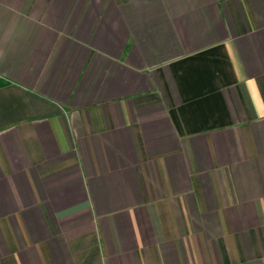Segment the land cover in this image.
I'll return each mask as SVG.
<instances>
[{"label": "crops", "instance_id": "0c3cea01", "mask_svg": "<svg viewBox=\"0 0 264 264\" xmlns=\"http://www.w3.org/2000/svg\"><path fill=\"white\" fill-rule=\"evenodd\" d=\"M0 264H264V0H0Z\"/></svg>", "mask_w": 264, "mask_h": 264}]
</instances>
